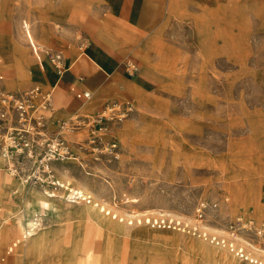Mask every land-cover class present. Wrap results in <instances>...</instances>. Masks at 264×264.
Masks as SVG:
<instances>
[{"label":"rangeland","instance_id":"1","mask_svg":"<svg viewBox=\"0 0 264 264\" xmlns=\"http://www.w3.org/2000/svg\"><path fill=\"white\" fill-rule=\"evenodd\" d=\"M154 1L155 16L138 27L100 0L104 29H88L54 19L93 20L96 0H0L1 90L40 84L30 74L21 79V60L31 67L40 60L46 71L47 50L67 68L92 41L112 47L131 70L88 100L56 87L62 111L85 120L106 104L132 101L124 119L108 121L117 159L77 148L74 159L51 163L52 178H41L50 186L9 176L0 158L3 184L15 192L0 201V234L15 216L46 232L45 245L28 251L34 264H77L92 245L99 264H264V0ZM9 64L13 75L2 69ZM33 189L83 195L110 224L58 215L53 199L14 210ZM157 218L182 227L153 226ZM10 237L0 239V264H25L18 236ZM225 247L233 254L226 260Z\"/></svg>","mask_w":264,"mask_h":264},{"label":"built area","instance_id":"2","mask_svg":"<svg viewBox=\"0 0 264 264\" xmlns=\"http://www.w3.org/2000/svg\"><path fill=\"white\" fill-rule=\"evenodd\" d=\"M32 52L35 53L33 50ZM44 54L60 78L66 70L62 66L61 54L47 50ZM127 67L131 72L129 63ZM75 97L88 100L90 93L77 92ZM132 107L130 100L112 102L85 120L76 113L62 111L54 86L35 85L19 92L0 89V158L6 172L13 178L25 177L26 181L29 180L33 184L46 183L56 186L54 181L44 182L41 178H52L49 170L51 163L74 159L77 148H89L93 154L103 150L106 155L117 159L118 143L108 135V121H121ZM81 133L85 134L84 141L76 143L73 138ZM25 165H29L30 169L26 170ZM74 197L77 198L76 201H88L85 196ZM201 216L199 208L198 218ZM152 224L162 228L182 227L167 218H157ZM198 236L220 244L216 237H207L201 233H198Z\"/></svg>","mask_w":264,"mask_h":264},{"label":"crops","instance_id":"3","mask_svg":"<svg viewBox=\"0 0 264 264\" xmlns=\"http://www.w3.org/2000/svg\"><path fill=\"white\" fill-rule=\"evenodd\" d=\"M87 1V5H90V0ZM98 14L95 19L90 21H80L75 22L72 20L66 21L64 19H54L55 26L61 27H74L80 26L81 28H88V29H98L103 28L105 25V17L102 11V4H100V0H96ZM108 1V8L109 10L114 13L115 15L122 17L127 23L134 24L133 26H142V22L144 19L153 18L155 16L154 10L156 2L154 0H107ZM70 13H75L72 10H69ZM72 14V16H73ZM81 14V13H79ZM65 22H68L65 24ZM44 39H49L52 37L51 32H46ZM36 56V55H35ZM36 65L32 67L28 63H24L21 60V63L24 66V69L21 73L22 78H28L29 74L31 78L36 79V81L40 82L43 87H46L45 84L48 86H54L55 91L56 87H59L63 92H66L68 89L71 91L77 89L78 92L87 91V92H100L104 90L109 84L113 81H118L125 78L130 71L128 70L127 63L124 59L118 55L117 52L114 51L112 47L107 45L104 42L100 41H92L88 42L85 50L79 54L73 62H71L62 76L59 78L53 68L50 66L51 69H47L46 71L42 70V65L40 60H36ZM32 62V61H31ZM49 63V62H48ZM50 65V64H49ZM33 71L35 73H33ZM35 75V76H34ZM14 86L18 81V77L15 76L13 78ZM31 88V87H30ZM29 89V88H28ZM57 94V93H56ZM75 96V95H74ZM58 97V96H57ZM59 103L62 107L61 101L59 99ZM14 188L13 190L10 189L7 185L3 184V181L0 177V201H8L9 198L14 195ZM50 192L44 190L41 193L37 190L33 189L30 192L29 198L25 201L22 200V206L18 207L14 210H25L27 206H31L32 204L36 205H43L50 201L51 199L54 200L56 205L58 206V215L63 212L64 214L67 213H76L80 216H83L90 220V222L95 223L97 225H106L108 220L105 214L101 215L99 210H95V204L93 201H76L77 198L72 196L71 200H66L61 195L51 194L52 196L49 197ZM54 197V198H53ZM83 204V206L75 207L74 205ZM72 206L75 209L68 210L64 207L62 210V206ZM94 209V211H93ZM12 212V211H11ZM17 212V211H16ZM13 213V212H12ZM92 213V214H91ZM28 220V219H27ZM21 218L18 220V217L15 216V221L11 220V223L6 222L7 226L4 229L5 232L0 234V239H6L8 241L12 235H17L16 241L18 239L17 248L19 251L24 253L25 257V264H34L33 259L28 258V251L30 250H39L42 245H45V240L47 238L46 232H39V229L34 230L30 229V225L28 221ZM116 230L118 231H126L127 228L122 225L115 226ZM5 228V227H4ZM29 231L31 234L29 235ZM29 239V240H28ZM30 244V245H29ZM57 244V243H56ZM54 244V246L56 245ZM95 246H90L89 250L87 251V255L84 258V261H78L77 264H99V260L95 257L94 254ZM233 255V254H232Z\"/></svg>","mask_w":264,"mask_h":264},{"label":"bare ground","instance_id":"4","mask_svg":"<svg viewBox=\"0 0 264 264\" xmlns=\"http://www.w3.org/2000/svg\"><path fill=\"white\" fill-rule=\"evenodd\" d=\"M64 12V14L65 15H67L68 16V14L67 13H69V15L71 16V17H73V16H75V13L73 14V13H70L69 12V10L67 9V11H63ZM72 14H73V16H72ZM2 69H3V71L5 72V73H10L11 75H13V74H15V70H14V67H13V64H9V65H6L5 67H2ZM52 195L51 194H49V197H51ZM81 198L83 197V195H81L80 196ZM54 198V197H53ZM66 200H71V198H70V195H67L66 197ZM84 198V197H83ZM93 211H94V209H93ZM92 214V213H91ZM107 225V224H106ZM29 233V235L31 234V231H29L28 232ZM29 240V239H28ZM30 245V244H29ZM28 253V252H27ZM232 256V252L230 251V249L228 248V247H225V248H222V250H221V256H222V259H224V260H226V259H228V256ZM220 258V257H219Z\"/></svg>","mask_w":264,"mask_h":264}]
</instances>
